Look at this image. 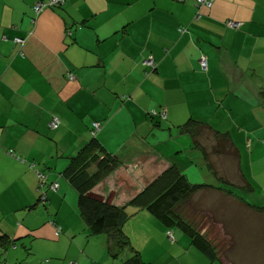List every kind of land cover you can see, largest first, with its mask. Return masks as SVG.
Returning <instances> with one entry per match:
<instances>
[{"label":"crops","instance_id":"crops-1","mask_svg":"<svg viewBox=\"0 0 264 264\" xmlns=\"http://www.w3.org/2000/svg\"><path fill=\"white\" fill-rule=\"evenodd\" d=\"M37 1L0 0V237L34 236V248L37 241L59 242L57 227L66 241L82 228L79 244L69 242L78 253L65 254V260L83 264L84 248L92 244L99 262L111 264L107 236H90L65 175L72 158L92 141L93 124L100 122L97 137L105 153L90 167L92 173L99 165L104 171L91 193L124 206L169 165L180 169L175 158L184 146L180 140L185 136L194 144L179 127L192 119L227 134L240 158L243 142L250 143L251 156L264 148V0H216L210 9L197 7L195 0H66L33 21ZM231 21L239 28L229 27ZM21 39L22 45L16 42ZM147 57L155 68L143 65ZM202 57L208 59L206 71ZM152 110L166 111L167 118H152ZM54 118L57 130L50 127ZM198 136L207 153L203 162L216 179L203 184L239 188L238 167L223 175L218 166L213 131ZM107 157L120 167L109 169ZM50 183L58 190H48ZM221 191L204 188L198 194L217 193L226 203L237 198L244 207L239 206L256 210ZM40 192L46 205L38 203ZM42 215L48 219L41 224ZM148 225L164 231L146 211L132 216L124 231L145 262L162 264L142 247L151 237ZM171 232V248L179 243L191 249L185 234ZM11 250L24 253L20 260L28 257L16 258V264H31L32 255L19 243ZM3 255L0 247V264H8L9 253Z\"/></svg>","mask_w":264,"mask_h":264},{"label":"rangeland","instance_id":"rangeland-1","mask_svg":"<svg viewBox=\"0 0 264 264\" xmlns=\"http://www.w3.org/2000/svg\"><path fill=\"white\" fill-rule=\"evenodd\" d=\"M251 139L254 140V137L251 136ZM180 141H184L181 142L184 143V146H181V151L176 155L175 158L180 165L179 167L181 172L185 173L187 176V173L192 175L193 179H189L190 183L194 185H204L203 183L216 184V179L212 177L210 169H208L206 164L203 162L201 146L199 147L195 144L192 145V140H186L185 136ZM241 147L244 149V152H242V158L240 159L234 157V155L231 154H221L215 159L219 164L218 166L223 168V175H225V172L223 171L229 170L231 168L237 170L238 167L239 176L236 175L235 171L232 172L234 173L233 176L236 175L234 180L239 183V188L232 185L238 197H241L245 202L252 205L261 203L263 204L264 148L259 149L255 152L254 156H251L249 142H243ZM211 154L213 153L211 152ZM252 170L254 172L253 174L251 173ZM192 171L196 172L197 174L191 173ZM245 173L249 175V180L254 182L253 184L251 181L255 186V191L245 187L247 185L246 182H248L244 176ZM217 183L221 187H226L225 185L221 184V182ZM200 191L194 194L190 205L188 204L178 207V214L180 213V215L187 222L196 227L197 230H201L200 232L212 243L214 251L216 252V256H218L220 260H212L204 253L198 251L192 245L190 238L187 235H184V233L177 228H173L172 230L184 235L188 241L187 244H190L192 247H190L191 249L189 250L188 246L185 245L183 247L178 243V247L176 246L175 248H171L173 245L171 244L172 240L168 239V232L171 230L167 229L163 225L164 231L166 232L162 231V233L156 232L153 226L148 225L151 237L150 240H146L144 242L145 246H149H142L145 249V255L148 256L149 259H157V261L162 264H264V213H262L264 211H262V209H257L253 212H249L243 208V204H241L237 198H234V200L243 207L230 201L226 203L224 199H222L217 193H214L207 198L206 194L203 196L198 194ZM222 192H224L223 194L229 195L227 191H221V193ZM224 203H226V206ZM210 212L216 215V223L220 225L222 229L220 226L218 228L217 226H214V223L212 222L213 214ZM220 216H222V219ZM44 219H48L47 215L41 216V224L43 223ZM223 221L226 224L228 230L224 229ZM68 223L73 227L74 230L78 229V227L76 228V225L74 227V222ZM159 224L161 223L159 222ZM83 231L85 230L82 228L80 230L79 228L77 235L72 236V238L67 239V241L64 239L62 234L56 236L57 239L60 237L59 242H57L56 239H53V243H51V241H46L43 242L41 246L40 244L42 241H37L34 248L31 246L32 256L29 258L31 264H46L44 263L46 258L50 261V264H73L70 263L69 260H65V254H71L74 252L78 253L79 249L73 248L69 242L73 240L76 244H79L82 236L85 237ZM162 236L167 240L166 243H162ZM37 245H40L38 250ZM84 250L85 252L82 257L83 264H101L99 262L101 261L100 251L95 248L94 245H88L84 248ZM136 250L140 252V250ZM51 252H54L59 256H52L50 255L52 254ZM23 255V252L11 250L9 252L8 264H16V258L17 260H20ZM47 255L51 257H45ZM130 257L131 252L129 250H125L117 258L111 257L110 261L111 264H121L122 260L128 259ZM25 258L28 259V257ZM148 261L150 260L147 259V262H144L149 263ZM74 263L78 264L76 261H74Z\"/></svg>","mask_w":264,"mask_h":264},{"label":"trees","instance_id":"trees-1","mask_svg":"<svg viewBox=\"0 0 264 264\" xmlns=\"http://www.w3.org/2000/svg\"><path fill=\"white\" fill-rule=\"evenodd\" d=\"M44 1L46 2L49 0H38L37 2ZM65 3L66 0H64L62 4H56L47 9L53 10L61 8ZM47 9H45L44 11H46ZM34 15L35 17L33 21H35L38 17L35 10ZM16 42L22 45L24 44L25 40L21 39ZM261 95L264 96V91L261 93ZM153 112H157L156 115H154ZM161 112V110H152L150 112V115L152 116V118L159 116L161 119H163V117L160 115ZM95 124H99L100 128L97 129L95 127ZM101 128L102 125L100 122L93 124L92 141L88 145H86V147L82 149L75 157L72 158L71 164L65 171V175L68 179L69 184L77 193L78 210L87 224L90 236L105 234L107 236L108 251L114 258H117L125 250H129L131 252V257L122 260L121 264H151L144 262L141 253L134 248L129 237L124 231L125 224L131 219L132 216L140 211H146L154 216L156 220H158L161 225H163L167 229L172 230L173 228H177L181 230L190 238L192 245L201 253H204L212 260H220V258L216 256V252L214 251L212 243L208 239H206V237L200 232L201 230H197L196 227L187 222L180 215V213L178 214V207L182 205H190L194 194L204 188H212L220 191L225 190L230 194L236 195L235 189L224 188L223 186L221 187L215 185L210 186L205 184L194 185L190 183L187 175L182 173L176 164H171L162 174H160L151 183H149L126 205L116 206L110 204L109 202L104 201L98 196H95L91 193L94 187H96L99 182V174L103 173L104 171L102 165H99V167H97V171H95V173H92L93 171L90 167L94 165L96 161L100 160L101 155L105 153L104 148L97 137L98 131H100ZM179 129L183 134L191 136V138L193 139V144L198 145L199 147L201 146L202 153L205 156H207V153L205 152V149L199 143L197 138L199 137L198 135H200L201 132L212 130L217 141L216 146L213 149L215 154H233L234 157L240 159V152L234 147L229 136L225 133L213 130L210 126L206 125L203 122L192 119L186 124L180 126ZM107 164L108 168H112L113 170H117L121 165L118 161L111 157H107ZM210 170L215 174V171L211 166ZM40 178H42V176H40ZM40 181L44 182L42 180ZM54 184L55 183H50L48 190L49 188L50 190H53L51 187ZM246 184L247 185L245 187L247 189H251L252 191L255 190L249 183V181L246 182ZM45 200L46 194L44 192H40L38 203L41 202L46 205ZM248 206L253 207L256 210L262 209V211H264V205H252L248 203ZM212 222L214 223V226H217V228L220 226L216 223L214 217H212ZM35 238L36 237L33 236L29 238V240L18 238L12 241L11 239H6L5 235L1 236L0 247L2 248V252L4 254L3 256H5L6 253H9L10 249H16L18 243L26 250L27 255H32V248L30 245ZM25 260L26 258L20 260V262H23Z\"/></svg>","mask_w":264,"mask_h":264},{"label":"built area","instance_id":"built-area-1","mask_svg":"<svg viewBox=\"0 0 264 264\" xmlns=\"http://www.w3.org/2000/svg\"><path fill=\"white\" fill-rule=\"evenodd\" d=\"M216 0H196V4L198 7L200 8H208L210 9L213 4L215 3ZM64 2V0H49V1H44V2H37L35 7H34V10L36 12V14H40L42 13L45 9L47 8H50L54 5H58V4H62ZM198 18H200V14H198L197 16ZM228 26L231 27V28H234V29H237L239 27V24L234 22V21H231L228 23ZM181 31H184V29H182ZM143 65L146 66V67H151V68H155V61L152 57H149L147 59H144L143 60ZM207 65H208V62H207V59L205 57H202L201 60H200V66H201V69L202 70H206L207 69ZM157 112H153L154 115H156ZM160 115L166 119L167 115H166V111H162L160 113ZM59 125H60V122L58 120V118H54L50 124V127L52 130H57L59 128ZM95 127L97 129L100 128L99 124H95ZM53 190H58V184L55 183L54 185H52L51 187ZM168 237L174 241L173 239V236L171 233H168Z\"/></svg>","mask_w":264,"mask_h":264},{"label":"clouds","instance_id":"clouds-1","mask_svg":"<svg viewBox=\"0 0 264 264\" xmlns=\"http://www.w3.org/2000/svg\"><path fill=\"white\" fill-rule=\"evenodd\" d=\"M216 2V1H215ZM214 5V4H213ZM62 233L61 229L59 227H57V230H56V236L60 235ZM168 233H171V231H169ZM169 238V237H168ZM170 239V238H169ZM174 239V238H173ZM171 240V239H170ZM175 240V239H174Z\"/></svg>","mask_w":264,"mask_h":264}]
</instances>
